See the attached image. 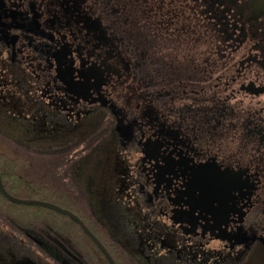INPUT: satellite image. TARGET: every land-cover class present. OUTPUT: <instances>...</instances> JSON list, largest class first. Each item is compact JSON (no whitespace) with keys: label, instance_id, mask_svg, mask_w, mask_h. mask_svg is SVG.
I'll list each match as a JSON object with an SVG mask.
<instances>
[{"label":"flooded vegetation","instance_id":"flooded-vegetation-1","mask_svg":"<svg viewBox=\"0 0 264 264\" xmlns=\"http://www.w3.org/2000/svg\"><path fill=\"white\" fill-rule=\"evenodd\" d=\"M0 135V264H264V0H0Z\"/></svg>","mask_w":264,"mask_h":264},{"label":"trees","instance_id":"trees-1","mask_svg":"<svg viewBox=\"0 0 264 264\" xmlns=\"http://www.w3.org/2000/svg\"><path fill=\"white\" fill-rule=\"evenodd\" d=\"M0 178L4 189L12 196L25 197L28 196L27 191V180L21 174L18 167V160L3 150L0 149ZM17 191V192H16ZM11 204V205H8ZM0 205L18 207L15 204L10 203L3 194L0 192Z\"/></svg>","mask_w":264,"mask_h":264},{"label":"water","instance_id":"water-1","mask_svg":"<svg viewBox=\"0 0 264 264\" xmlns=\"http://www.w3.org/2000/svg\"><path fill=\"white\" fill-rule=\"evenodd\" d=\"M0 192L3 194V196L8 199L10 202L16 203V204H23V205H38V206H48V204L38 201V200H31V199H22L15 196H12L9 194L3 187L1 178H0ZM109 261L111 264H114L112 260L109 258Z\"/></svg>","mask_w":264,"mask_h":264},{"label":"rangeland","instance_id":"rangeland-1","mask_svg":"<svg viewBox=\"0 0 264 264\" xmlns=\"http://www.w3.org/2000/svg\"><path fill=\"white\" fill-rule=\"evenodd\" d=\"M0 137H1V135H0ZM21 151H22V150H19V153H23V155H24V154H31V153H32V154H35V157H37V156H36L37 153H34V152H32V151H27V150H24V151H22V152H21ZM24 156H25V155H24ZM18 167H19V170H20V172H21V169H20V165H19V164H18Z\"/></svg>","mask_w":264,"mask_h":264}]
</instances>
